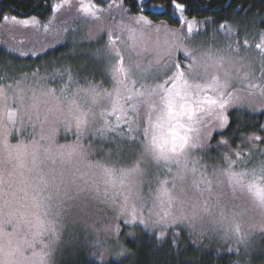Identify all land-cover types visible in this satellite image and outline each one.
<instances>
[{"label": "snow or ice", "instance_id": "snow-or-ice-1", "mask_svg": "<svg viewBox=\"0 0 264 264\" xmlns=\"http://www.w3.org/2000/svg\"><path fill=\"white\" fill-rule=\"evenodd\" d=\"M74 3L79 13L96 21L104 12L115 21L119 13V23L101 29L106 45L93 53L106 61L109 86L87 77L81 85L69 69L53 73L64 75L67 83L49 86L38 71L13 76L0 66V264H51L65 219L83 210L77 202L85 191L116 204L125 225L154 233L160 243L170 237L173 246L185 230L197 243L224 228L223 211L212 226L202 217L213 214V188L222 192L225 181L233 195L247 191L264 207V160L247 166L255 154L252 150L264 144V123L258 131L241 136L248 153L225 137L231 110L264 113V32L255 44L259 55L252 56L247 36L242 51L239 29L227 23L217 29L213 21L209 40L194 47L207 32L201 31L200 21L190 18L186 0L161 4L134 0V10L127 0L107 4L63 0L49 7L59 12ZM151 15L174 17L178 27L154 23ZM3 19L8 21L9 16ZM56 19L52 16L45 23L34 16L11 17L17 24L43 27L60 36L67 28ZM49 46L9 50L21 57L37 56ZM93 130L110 142L105 162H92L91 146L82 143ZM61 132L71 134L73 141L60 144ZM25 134L31 137L28 142ZM113 157L124 163H111ZM208 159L219 163L209 165ZM144 184L149 188L147 198L142 194ZM219 199L217 195L216 206ZM237 214L232 213L230 231L237 244L245 243L249 233L241 232ZM106 231L118 242L119 223ZM94 243L101 258L111 251L104 241ZM128 251L120 245L115 255L119 259Z\"/></svg>", "mask_w": 264, "mask_h": 264}, {"label": "rangeland", "instance_id": "rangeland-1", "mask_svg": "<svg viewBox=\"0 0 264 264\" xmlns=\"http://www.w3.org/2000/svg\"><path fill=\"white\" fill-rule=\"evenodd\" d=\"M111 2L112 0H106V4ZM56 3L63 4V0H53L51 5H55ZM106 4L104 7H106ZM115 15L116 20L113 21V19L109 17V13L104 12L102 20L96 21L91 17H86L79 13L74 3L71 9L63 8L59 12H53L48 18L42 19L36 17L38 20L46 23L49 18L56 16V23L67 28V31L60 34V36L53 35L51 32H45L43 27L36 29L32 25L25 27L24 25L17 24L12 21L11 16H9L8 21L3 20V22L0 23V49L6 54L18 58L20 61L11 64L5 62L3 64L2 61H0V66L5 67L7 73L13 76L31 74L32 72L38 71L40 76L45 77L46 80L51 82L49 86L62 87L65 83H67L64 75L58 74L54 76L53 73H64L65 69H69L73 74L74 79L78 80L81 85L85 83V77H87L89 82H95L99 84L103 81L105 87H108L106 61L104 59H96L93 53L97 48H104L107 43V36L101 31V29L120 22L118 11ZM17 18L24 19L22 17ZM198 21L201 22V31H206L207 35H200L194 41V47H200L201 43L208 41L212 35V25H210L211 21L208 19L206 21ZM160 22L161 21H156L154 23L159 24ZM204 22L208 23L207 28L203 27ZM170 26L173 28L178 27V25ZM216 28L218 29L219 26ZM237 28L239 29V39L241 41L242 51L243 40L245 36H247L251 45L247 51L252 56H258L259 52L255 49V44L259 42V35L260 33L264 32V29L255 26L251 28L246 26H238ZM115 35H120V33L116 32ZM89 36L94 37V39H89ZM58 39L59 42H57ZM41 45L52 46L47 47V51L41 52L37 56L29 55L21 57L17 52L9 50L11 47L28 49L29 51L33 50V48L38 50ZM46 53L49 54L44 56ZM257 75H259L258 72ZM72 90L75 91L74 86ZM101 103H103V101H101ZM243 111L248 110L233 109L231 110V113ZM257 113L261 114V116H264V113ZM29 132H31V129H29ZM65 137H68L70 140L65 142ZM23 139L25 142H28L31 137L28 134H25ZM73 139L74 137L71 134L65 136L63 132H61L60 136L58 137V142L60 144L71 143ZM11 142L15 143L16 138H13ZM82 143H84L86 148L91 146L89 150V159L92 162H105L104 153L109 147H111L109 141L101 139L99 133L93 130L82 138ZM212 143L215 145L217 141ZM232 146L242 147L245 153H248L249 151L248 147L242 145L241 136L237 138V141L233 143ZM262 150H264V146H262V144H258V147L252 150L255 154L253 155L252 160L249 161L247 165L248 167L258 164L260 160H263L261 158ZM211 156L213 158L217 157V150L215 148L211 150ZM207 162L209 165L219 163L216 159H208ZM111 163L119 165L123 164L124 161H117L116 158L113 157ZM152 171L155 172L156 170L153 169ZM152 187L155 188V180H153ZM142 194L145 196V198L148 197L149 188L147 184L142 186ZM217 195L220 197L218 201L219 206H216ZM210 200L212 202V210L217 212L223 211L238 213L244 211L247 207L246 203L241 199L238 193L233 195L232 190L227 187L226 181L224 182L222 192H218L215 187L213 188V196L210 197ZM77 203L78 205H82L83 207H87L89 209L87 223L85 224L79 221L77 223H72L71 219H65L61 239L53 252L58 250L59 252L64 253L69 249V242L66 235L70 231V228H72L75 230L77 236L81 234V238L76 240L73 246L85 244V232H87L92 236L90 240L93 243L91 246H94L92 249L98 250L94 242L99 239L104 241L107 248L111 250L110 252H106L103 255H115L117 250H119L118 248L121 245L122 239H125V237L129 236L127 233L130 231L137 232L140 228H142L140 226L125 225L122 221V218H119L118 206L116 204L106 202L103 195L97 196L85 191L81 194V200ZM116 223H119L120 225L118 242L117 237L114 236L111 231H106V229L112 225H115ZM262 234L263 233H257L256 235L261 236Z\"/></svg>", "mask_w": 264, "mask_h": 264}, {"label": "trees", "instance_id": "trees-1", "mask_svg": "<svg viewBox=\"0 0 264 264\" xmlns=\"http://www.w3.org/2000/svg\"><path fill=\"white\" fill-rule=\"evenodd\" d=\"M53 0H2L0 2V23L3 17L15 16L22 18L38 17L48 18L53 12L49 5ZM93 3L96 0H92ZM164 0H151L152 4H161ZM128 5L133 7L134 0H127ZM190 18L201 21L215 22L230 25L258 27L264 29V0H186ZM207 5H209L207 7ZM104 7V5H101ZM154 22L165 21L169 25H177L174 17L164 15H151ZM50 53V52H49ZM49 53L44 54L48 55ZM0 61L2 63H16L20 60L6 54L0 49ZM15 61V62H14ZM231 126L225 131V137L231 143H235L239 136L258 131L257 126L264 123V116L249 111L232 112ZM219 136L214 141H218ZM65 137V142L69 141ZM14 142V141H13ZM264 146V144H262ZM264 160V155H261ZM135 236H127L122 239L121 245L128 249V253L119 259L116 255H103L92 249L91 235L85 232V244L73 246L74 242L81 238L75 230L70 228L66 237L69 249L64 253L54 251L51 255V264H264V233L255 235L251 251L246 255L241 251H228L231 246L218 243L216 240L201 238L197 243L194 235L185 230L180 237L178 245L173 246L171 238H166L162 243L155 239V234L140 228ZM77 236V237H76ZM76 250H75V249ZM119 249V248H118ZM118 251V250H117Z\"/></svg>", "mask_w": 264, "mask_h": 264}, {"label": "clouds", "instance_id": "clouds-1", "mask_svg": "<svg viewBox=\"0 0 264 264\" xmlns=\"http://www.w3.org/2000/svg\"><path fill=\"white\" fill-rule=\"evenodd\" d=\"M237 193L246 203L247 207L244 211L238 212L235 219L240 223L241 232L249 233L248 240L245 243L237 244V238L233 236L230 231L232 227L231 212H224L227 217V220L224 222V228L229 230L227 233L224 231V228L218 227L214 235L212 232H209L205 237L209 240L214 239L221 244H228L231 246L230 248H232L233 251L239 248V251L243 250V253L246 255L251 251L255 235L257 233H264V207H260L259 203L255 201L251 194L247 191H238ZM88 213L89 209L87 207H83L82 211H78L66 219H71L72 223H77L79 221L86 224ZM220 219V212L213 211L212 215H203L202 222L206 225L212 226L214 222H218ZM244 264H249V260L246 259Z\"/></svg>", "mask_w": 264, "mask_h": 264}, {"label": "water", "instance_id": "water-1", "mask_svg": "<svg viewBox=\"0 0 264 264\" xmlns=\"http://www.w3.org/2000/svg\"><path fill=\"white\" fill-rule=\"evenodd\" d=\"M2 0H0V2H1ZM209 5H207V7H208Z\"/></svg>", "mask_w": 264, "mask_h": 264}]
</instances>
